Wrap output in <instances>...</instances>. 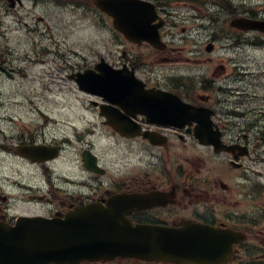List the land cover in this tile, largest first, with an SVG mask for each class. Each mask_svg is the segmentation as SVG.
Segmentation results:
<instances>
[{"label": "flooded vegetation", "instance_id": "af4514ba", "mask_svg": "<svg viewBox=\"0 0 264 264\" xmlns=\"http://www.w3.org/2000/svg\"><path fill=\"white\" fill-rule=\"evenodd\" d=\"M54 2L32 0L29 11ZM201 2L191 5L199 9L197 19L210 16L204 8L209 0ZM20 5L5 2L4 14L18 11L15 22L26 27V18L20 19L25 3ZM36 18L56 20L57 10L48 8ZM161 34L164 43L158 46L122 33L109 35L115 39L104 44L103 34L88 41L87 49H79L81 40L70 33L63 39L47 34L39 42L21 39L26 33L5 34L0 221L12 223L20 215L64 218L102 207L150 228L141 229L147 230L148 249H164L159 251L165 255L104 252L94 260L53 264H264L262 58L252 67L250 37L235 28L210 33L191 50L172 46ZM105 62L121 80L115 98L83 90L77 75L92 70L93 78H105ZM60 79L73 97L59 99ZM168 229L184 237L214 233L232 240L210 257L170 258V249L178 247L166 242Z\"/></svg>", "mask_w": 264, "mask_h": 264}, {"label": "water", "instance_id": "95a60500", "mask_svg": "<svg viewBox=\"0 0 264 264\" xmlns=\"http://www.w3.org/2000/svg\"><path fill=\"white\" fill-rule=\"evenodd\" d=\"M96 4L114 17V26L133 40L147 39L158 42V25H152L156 16L154 5L145 0H96ZM240 27L264 30V21L237 18ZM111 73L105 78H93L90 74L80 77L87 89L101 95L117 97L119 76ZM90 217L82 223L75 216L66 218L21 217L15 225L0 223V264H48L59 259L75 257H101L107 253L138 254L148 250L150 240L147 230H131L121 215L104 208L93 207ZM83 238L79 235L84 233ZM170 241L179 249H170L172 258L176 252L189 255L200 253L211 256L217 246L232 239L206 233H190L186 237L178 232H167ZM70 250L68 254L60 253Z\"/></svg>", "mask_w": 264, "mask_h": 264}, {"label": "rangeland", "instance_id": "374dc122", "mask_svg": "<svg viewBox=\"0 0 264 264\" xmlns=\"http://www.w3.org/2000/svg\"><path fill=\"white\" fill-rule=\"evenodd\" d=\"M32 0H26L25 10H27L32 4ZM60 1H74V2H80L85 4H91L89 7V15L84 19L81 20L79 17H76L71 14H61V11H59V14L57 15L56 23L53 21L50 23L51 28L47 29L45 27V23H40L41 28L37 30L35 34V38L38 39V42L40 39L47 38V34L49 33H57L59 35V38L62 39L63 35H66L67 33L71 34V37L74 35L75 40H81L78 41L80 44H87L88 38L90 40L97 39L99 40V35L103 34H113L115 33L109 26L110 20L106 17V15L102 14L100 11L96 10V6L93 3V0H60ZM232 5L238 9V10H248L252 9L253 11H256L257 15L264 16V0H230ZM0 2H3L0 0ZM51 7V6H49ZM213 11L219 10L218 6H210ZM22 10V11H25ZM43 7H39L37 11H43ZM21 11V13H22ZM172 13L175 14L173 21V26L168 28L170 31V40L172 41V46H175L177 48H181L182 46H185L186 49H196L199 44H201L204 40V42L209 38L207 36L210 33L213 32H221L223 31H229L230 27V18L228 19L229 14L227 12H224L222 16L224 17V24L221 22H218L219 27L210 26L209 20H201L197 19L195 20V11L194 8L187 7L178 4H174L171 7ZM2 13L1 7H0V15ZM28 17L33 18L34 14L31 13L28 15ZM6 21H3V26H5L7 23L11 24L13 27L16 28L15 31H12L15 35H19L21 33H25L23 30V25H20V23H15L14 19L15 17H5ZM10 18V19H9ZM228 21H227V19ZM27 20H32L27 18ZM71 23H70V21ZM175 23L177 26H175ZM185 26L187 28V31L185 32L188 37L185 38V40H182V27ZM29 37L32 38L31 33H27ZM257 36V34H250V41H257V39L252 38L253 36ZM207 36V37H206ZM89 40V41H90ZM91 42V41H90ZM264 45V44H263ZM263 45H248V49L251 52L252 56V65H256L255 62H253L254 59H258L262 55V59H264V46ZM185 50V49H184ZM190 57H194V54H187ZM262 66H264L262 64ZM66 87V86H62ZM68 88V87H67ZM70 89V88H69ZM71 90V89H70ZM72 91V90H71ZM69 90H61L60 89V96H71L69 93ZM262 108H264V101H262ZM262 130H264V116H262ZM262 170H264V166L262 163ZM262 180H264V177H262Z\"/></svg>", "mask_w": 264, "mask_h": 264}]
</instances>
